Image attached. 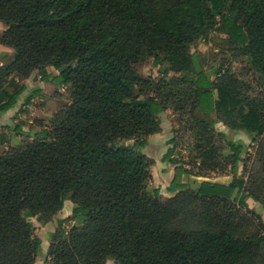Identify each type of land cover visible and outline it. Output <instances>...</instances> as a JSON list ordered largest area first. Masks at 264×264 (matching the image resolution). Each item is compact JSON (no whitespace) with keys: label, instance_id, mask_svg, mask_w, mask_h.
<instances>
[{"label":"trees","instance_id":"trees-1","mask_svg":"<svg viewBox=\"0 0 264 264\" xmlns=\"http://www.w3.org/2000/svg\"><path fill=\"white\" fill-rule=\"evenodd\" d=\"M0 22L12 50L0 53V114L34 71L69 87L46 129L0 154V264H34L41 239L30 218L45 224L66 200L70 216L57 220L44 264H264V220L247 204L264 208V94L229 69L211 81L191 52L221 36L264 86V0H0ZM149 59L166 64L158 78L137 71ZM168 108L191 116L200 164L229 169L231 182L183 184L191 172L176 166L175 193L160 195L141 149ZM217 122L259 137L246 180L235 178L242 144L219 132L230 154L218 161ZM162 160L180 164L172 148Z\"/></svg>","mask_w":264,"mask_h":264},{"label":"rangeland","instance_id":"rangeland-1","mask_svg":"<svg viewBox=\"0 0 264 264\" xmlns=\"http://www.w3.org/2000/svg\"><path fill=\"white\" fill-rule=\"evenodd\" d=\"M6 26L4 23L0 22V34L5 30ZM223 37L214 35L210 33L208 37L196 40L191 46V52L197 56V62L200 67L203 68L207 77L212 81L216 76L217 70L229 69L235 77L242 80L243 82L250 84L252 89V94L256 95L258 93L264 94V86H260L257 83V75L248 69V64L245 58H238L233 51L230 49V45L223 41ZM5 52L8 55L12 54V50L6 46L0 44V53ZM166 65L165 63L161 66H155L152 63V59H149L145 63L137 66L138 73L143 77L158 78L160 75L161 67ZM47 74L56 75L58 71L51 67L46 69ZM40 75L38 72L34 71L31 76L25 80L27 84V91L22 94L19 98V103L22 104L25 101L27 95L32 92L43 91L41 87L36 86V82L41 80L38 78ZM44 81V80H43ZM52 86L50 88L46 87V94L41 95L37 93L34 95L35 99L31 102L30 111L25 112L24 109L19 111H9L1 113L0 117V133L5 138V143L0 144V154L10 147H15L27 139H32L35 134H39L43 129L49 126V120L53 114L60 108L66 106L69 103V87L61 85L60 78L57 76L50 81ZM38 88V89H36ZM41 88V90L39 89ZM54 88V89H53ZM30 104V103H29ZM31 114V115H30ZM214 120L217 119L215 113L212 114ZM160 124L163 128L170 133L172 136L170 140L174 139L173 143H170V148L173 150V157L179 161L180 168L185 171L191 172L188 174H181V180L185 179V182L190 181H212L221 184H228L233 180L234 175L230 172L219 173L220 171L210 172L206 170V167L202 164L200 158V146L204 143L201 141V135L197 132V128L193 124V120L187 112L174 113L172 109L168 108L160 115ZM20 128L19 132L15 129ZM215 133L213 137L214 145L216 147V154L220 157L218 161L222 163H227V156L230 154V150L225 142V139L218 136L217 132L225 135L226 139L232 140L235 143L242 144V162L238 163L237 171L235 173V178L248 177V170L255 168V156L254 152L256 149L257 140L259 137L253 134H247L242 130L231 129L221 122L215 124ZM169 140V141H170ZM245 166V167H244ZM221 168L220 164L217 167ZM228 168V167H227ZM201 172L200 175L196 173ZM152 185L156 187L153 183ZM191 187H195L194 184ZM165 194L168 191H164ZM166 198V195H162ZM248 208L250 211L256 212L260 217L264 216V208L253 199H247ZM71 206L67 210V207ZM73 203L70 200L64 202V206L58 216H55L51 221L55 229L57 227V220L64 219L70 216ZM67 211L69 215H66ZM262 218V217H261ZM34 226V232L36 235L42 237L49 232V227L45 224L40 223L36 218L31 219ZM76 221H69L64 224V228L68 230L73 225H76ZM45 239V242L41 246L39 252L37 253L35 264H44L47 260V250L49 246L50 236ZM106 264H113V261L109 259Z\"/></svg>","mask_w":264,"mask_h":264},{"label":"crops","instance_id":"crops-1","mask_svg":"<svg viewBox=\"0 0 264 264\" xmlns=\"http://www.w3.org/2000/svg\"><path fill=\"white\" fill-rule=\"evenodd\" d=\"M54 76H56V75H54ZM38 78H40V76ZM36 84H37L36 86L41 87L43 90L41 92H37V93H40L41 95L46 94V87L50 88V86H52L50 82H44L43 80H40V81L38 80L36 82ZM41 88H39V89L41 90ZM36 89H38V88H36ZM33 98L30 100V102H29L30 104L28 103L26 106H22V104L19 103V101H20L19 100L18 104L13 108L15 110H13V109H11V110L19 111L20 109L21 110L24 109L25 112L30 111L31 102H33L35 100ZM7 112H9V111H7ZM0 117H1V114H0ZM171 137L172 136L170 135V133L167 132L163 128V126L160 124V131L156 134L150 135L147 138L145 145L141 149V152L145 156H147L148 158L152 159L154 162V164L152 165V168H151L152 183L157 188H159L160 195H166V197H170L175 193V192L174 193L170 192L169 187H170L172 180L174 179L175 167L178 166V165H171L170 163L162 160L164 155L166 154V152L170 148V143H169L170 141L169 140L171 139ZM181 183L186 184L185 179H182ZM166 190L168 191L167 194L164 193V191H166ZM69 208H71V206H68L67 210ZM66 215H69L68 211H67ZM56 216H58V214ZM261 217L264 220V216L261 215ZM31 219L32 218H30V221H32ZM49 225H52V227L49 228V232L46 233L45 235H43L42 237L39 236L41 239V246L45 242V239L48 238L46 236H49V234L54 232V230H55V226L53 227L52 221L47 223L45 226L49 227Z\"/></svg>","mask_w":264,"mask_h":264},{"label":"water","instance_id":"water-1","mask_svg":"<svg viewBox=\"0 0 264 264\" xmlns=\"http://www.w3.org/2000/svg\"><path fill=\"white\" fill-rule=\"evenodd\" d=\"M135 149H137V146H135Z\"/></svg>","mask_w":264,"mask_h":264}]
</instances>
